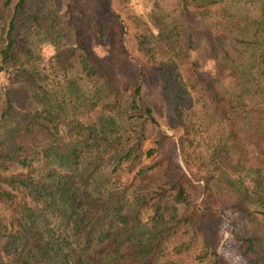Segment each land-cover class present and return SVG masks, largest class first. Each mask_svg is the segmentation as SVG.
<instances>
[{
    "label": "trees",
    "instance_id": "trees-1",
    "mask_svg": "<svg viewBox=\"0 0 264 264\" xmlns=\"http://www.w3.org/2000/svg\"><path fill=\"white\" fill-rule=\"evenodd\" d=\"M175 3L99 21V55L0 0V264H161L171 239L264 264V0Z\"/></svg>",
    "mask_w": 264,
    "mask_h": 264
},
{
    "label": "rangeland",
    "instance_id": "rangeland-1",
    "mask_svg": "<svg viewBox=\"0 0 264 264\" xmlns=\"http://www.w3.org/2000/svg\"><path fill=\"white\" fill-rule=\"evenodd\" d=\"M33 8L36 6L50 8L51 13H48V18L55 17L61 26L62 35H75L79 40L89 46L92 52L102 54L105 51L106 45L99 43L96 37L95 29L99 21L105 20L107 24L108 36L112 25L117 22H123V17L126 13H135L142 17L152 6H157L159 3L168 10L177 13L175 0H29ZM41 7V9H42ZM120 22V23H121ZM31 44V48L35 54H38L37 61L40 64H48L54 52L55 43L42 32L40 29H34L26 33ZM59 43L71 45V38L60 37ZM109 37H106L108 39ZM108 42V41H107ZM7 82L6 74L0 70V92L3 90ZM1 106V101H0ZM151 144L150 137H147L144 142V148ZM150 157L143 154L141 157L142 163L150 161ZM116 175L120 180H126L131 173L124 168L118 170ZM177 239L168 240L164 247V256L161 258V264H201L194 257V251L188 253H174L173 245ZM224 253L228 260L232 261L233 251L231 246L224 249Z\"/></svg>",
    "mask_w": 264,
    "mask_h": 264
}]
</instances>
